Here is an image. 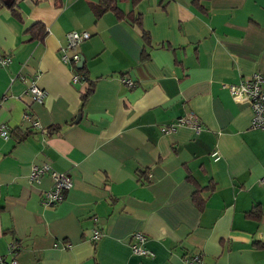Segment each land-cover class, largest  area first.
I'll list each match as a JSON object with an SVG mask.
<instances>
[{
	"label": "crops",
	"instance_id": "0c3cea01",
	"mask_svg": "<svg viewBox=\"0 0 264 264\" xmlns=\"http://www.w3.org/2000/svg\"><path fill=\"white\" fill-rule=\"evenodd\" d=\"M97 4L0 0V254L15 242L18 264H264V131L229 88L264 74V0L119 1L122 18ZM73 30L90 34L82 64L62 59ZM189 113L198 133L166 131ZM43 164L72 181L49 205V172L30 179ZM137 231L152 257L132 253Z\"/></svg>",
	"mask_w": 264,
	"mask_h": 264
},
{
	"label": "built area",
	"instance_id": "2783aa9c",
	"mask_svg": "<svg viewBox=\"0 0 264 264\" xmlns=\"http://www.w3.org/2000/svg\"><path fill=\"white\" fill-rule=\"evenodd\" d=\"M90 34L83 30V31H70L66 35V49L72 50L73 53L70 57H67L63 54L62 59L64 61L73 60L74 62L80 59V55L77 51L78 45L83 42L84 40L88 39ZM6 60H3L5 63ZM81 76L79 74H72L71 75V82L72 83H79L81 80ZM122 83L133 86L134 82L127 78H121ZM264 74L261 72H257L253 74L251 77L246 79L244 82L240 83L239 85H230L231 94L238 99L239 101L247 103L252 109V119L251 123L254 128H258L264 131ZM30 94L32 100L41 103L43 97L45 96V91L38 87L37 85L33 84L30 87ZM177 125H188L194 129L196 133L200 131V121L198 117L194 113H189L184 116L178 117L174 123L170 124L167 132L172 131L175 129ZM0 135L2 137H7L8 132L3 125H0ZM212 156L215 160L218 159L217 152H213ZM49 172L51 178L53 179V188L44 192V203L46 205L56 203L64 198L65 192L70 189L72 186V181L69 175L64 173H57L49 168L47 164L43 165H32L30 171V179L39 181V177L45 173ZM264 180V177H263ZM94 235L92 236L93 239L100 237L99 230H95ZM133 242L130 245V249L134 255L138 256H147L152 257L154 255L153 251L148 249L145 246L146 243V236L141 231H137L132 235ZM17 244L15 242H11L8 245L7 253L0 254V264H18V260L16 259V250ZM183 264H203L202 263V256L200 253H187L184 256Z\"/></svg>",
	"mask_w": 264,
	"mask_h": 264
},
{
	"label": "trees",
	"instance_id": "16d2710c",
	"mask_svg": "<svg viewBox=\"0 0 264 264\" xmlns=\"http://www.w3.org/2000/svg\"><path fill=\"white\" fill-rule=\"evenodd\" d=\"M15 0H12V2ZM123 2V1H130L132 4L137 3L140 0H98V4L95 7L96 8V12H98V15L105 13L109 10L116 12V15L120 18L125 17L124 12L118 7L117 2ZM199 0H194V2L197 4ZM128 18H130L131 20H133L134 22L138 23L140 22V19L137 18V16L129 14L127 16ZM80 72H83V67L81 69H79ZM83 77L81 80H83L84 84L86 83V87L85 89H80V98L84 99L87 94L89 93V91L92 89V84H90L87 80V75L85 72L82 73ZM148 180V174L145 178V181ZM200 192V191H198ZM200 195V194H199ZM196 201L199 207H202L203 203H204V199L202 198V196L200 195V197L196 196ZM247 217L250 218H254V219H258L260 217L259 213H257L256 211H248L246 213Z\"/></svg>",
	"mask_w": 264,
	"mask_h": 264
},
{
	"label": "water",
	"instance_id": "95a60500",
	"mask_svg": "<svg viewBox=\"0 0 264 264\" xmlns=\"http://www.w3.org/2000/svg\"><path fill=\"white\" fill-rule=\"evenodd\" d=\"M84 62V59L81 57L80 59V63L82 64Z\"/></svg>",
	"mask_w": 264,
	"mask_h": 264
}]
</instances>
